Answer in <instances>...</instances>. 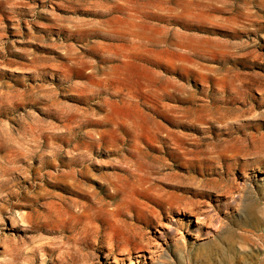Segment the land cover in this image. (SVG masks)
<instances>
[{
	"label": "rangeland",
	"instance_id": "374dc122",
	"mask_svg": "<svg viewBox=\"0 0 264 264\" xmlns=\"http://www.w3.org/2000/svg\"><path fill=\"white\" fill-rule=\"evenodd\" d=\"M263 92L264 0H0V264H264Z\"/></svg>",
	"mask_w": 264,
	"mask_h": 264
},
{
	"label": "bare ground",
	"instance_id": "6f19581e",
	"mask_svg": "<svg viewBox=\"0 0 264 264\" xmlns=\"http://www.w3.org/2000/svg\"><path fill=\"white\" fill-rule=\"evenodd\" d=\"M234 76V75H233ZM241 77V76H240ZM239 77V78H240ZM224 83L230 88V91L228 92V94L230 96H232V94H236V95H240V96H235V97H231L228 101L226 100H222L221 101V104L224 105L223 107H219V110H217V113H215V116H214V122L217 123L219 125L218 128H221L224 126V124L228 123L227 120H229V116L236 112H241L242 116L246 114H249L251 115L252 111L254 110V107L252 106V103H248V102H245L243 99V96H245V94H241L242 91L239 90L240 87L236 86L233 84V78L230 77V76H224ZM225 91V90H223ZM223 93V92H222ZM248 94V93H247ZM224 97V96H223ZM225 98V97H224ZM246 98V97H245ZM262 98V102L261 104H257V107H264V92L261 96ZM242 99V102H239L240 104V107H237L236 109H231V114L229 113V109L226 105H233V104H236L238 103V100H241ZM248 99V98H247ZM248 115V116H249ZM257 116V114H255ZM241 116V115H240ZM241 116V117H242ZM244 116V117H245ZM264 116V114H263ZM213 117V116H212ZM237 117V115H236ZM234 118L235 120H239L237 118ZM243 117V118H244ZM233 118V117H232ZM231 118V119H232ZM239 118V116H238ZM212 119V118H211ZM242 119V118H241ZM257 122V121H256ZM243 123V122H242ZM247 123L251 124V128L254 129L256 131V129L258 128V124L255 123L254 121H247ZM240 124V123H239ZM231 125V124H230ZM238 125V124H237ZM244 125V124H243ZM242 126V125H241ZM193 127V126H192ZM191 127V128H192ZM228 127V128H227ZM194 128V127H193ZM197 128V127H196ZM224 128H227V130L231 131L232 128L229 127V124L227 126H225ZM243 128V127H242ZM249 128V127H248ZM226 131V130H225ZM239 132L241 133V136H236V137H232V138H229V139H226V140H220L218 139L219 137L216 136L214 138V142L210 143L209 145L207 146H211L212 149L210 148V152L209 154H212L214 156H210L211 159H215V160H224V161H227L228 159L231 158V156L235 153H237L238 155H244V156H248V155H258V158L259 160H264V134H261V133H257V135H254V134H249L247 133L244 129H240ZM259 132V131H258ZM226 133V132H225ZM237 133V132H236ZM236 135V134H235ZM204 140V139H203ZM43 143H47L46 141H42ZM41 140H38V139H35L33 140V148L32 149H29V156H25L24 155V158H29L33 161L36 162V159H35V156L37 153H38V150L39 149V146L40 144L42 143ZM207 142V141H206ZM41 147V146H40ZM47 147V146H46ZM204 147V146H203ZM206 147V145H205ZM208 148V147H207ZM205 149V148H204ZM234 150V151H233ZM26 151V150H25ZM41 152V151H40ZM174 153V152H173ZM179 153V152H178ZM170 154V153H169ZM19 157V156H18ZM209 157V156H207ZM240 157V156H239ZM45 158V157H44ZM83 158V157H82ZM41 159V158H40ZM15 160V159H14ZM21 161V159H18V161ZM201 160V159H200ZM16 161V160H15ZM232 161V160H231ZM86 162V161H85ZM211 162V161H210ZM187 163V162H186ZM77 164V163H76ZM236 164V163H235ZM51 166V165H50ZM49 166V167H50ZM75 166V164H74ZM77 166V165H76ZM191 166V165H190ZM230 166V165H229ZM48 167V166H47ZM37 168V167H36ZM53 168V167H52ZM229 168V167H228ZM31 169V168H30ZM149 169L150 167L147 166V164H144V167L142 169H135L133 171V175H139V176H142L143 180H144V183L142 184V186H144L146 183H147V180H148V176L147 175H150L151 173L149 172ZM231 169V168H230ZM34 170V169H33ZM40 170V169H39ZM206 170V169H205ZM37 169L35 170V172L33 173V180L35 181L36 180V176H39L40 173L36 172ZM29 172V171H28ZM152 175V174H151ZM173 175V174H172ZM31 176V174H30ZM146 176V177H145ZM150 177V176H149ZM26 178V177H25ZM43 180V179H42ZM37 181V180H36ZM193 182V181H192ZM3 183V182H2ZM5 183V182H4ZM32 183V182H31ZM195 183V182H194ZM5 185V184H4ZM14 186V185H13ZM31 186V185H30ZM172 186V185H171ZM186 186V185H185ZM196 186V185H195ZM202 186V185H201ZM20 187V186H19ZM189 187V186H188ZM197 188V187H196ZM151 189V187H145L143 188V192L144 193H147L149 190ZM12 190V189H11ZM226 190V189H225ZM9 193V192H8ZM14 193V192H13ZM11 194V193H10ZM19 194V193H18ZM17 194V195H18ZM7 196V194H6ZM18 198V196H12V198ZM8 198V197H7ZM11 198V197H10ZM13 198V200H14ZM10 200V199H9ZM13 202V201H12ZM7 204V202H5ZM36 203V202H35ZM162 203V202H161ZM160 203V205H162ZM165 203V202H163ZM159 204V203H158ZM166 204H168V206L170 207V212L173 211V208H175V203H173L171 200L170 202L169 201H166ZM9 205V204H8ZM10 207V206H9ZM167 207V206H166ZM168 207V208H169ZM167 208V209H168ZM169 210V209H168ZM181 210V209H180ZM183 210V209H182ZM83 212V211H82ZM78 213V218L80 217H85L87 216V214H83V213ZM143 223V222H142ZM148 224V223H147ZM116 247V246H115ZM118 249L123 251L124 250V246H120L118 245Z\"/></svg>",
	"mask_w": 264,
	"mask_h": 264
}]
</instances>
